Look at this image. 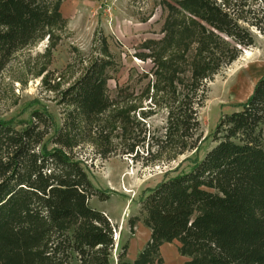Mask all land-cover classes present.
<instances>
[{
  "label": "trees",
  "instance_id": "trees-1",
  "mask_svg": "<svg viewBox=\"0 0 264 264\" xmlns=\"http://www.w3.org/2000/svg\"><path fill=\"white\" fill-rule=\"evenodd\" d=\"M178 5L196 11L199 49L187 91H171L167 131L186 140L185 151H196L185 160L189 171L142 197L153 233L134 264H160L161 245L175 239L184 254L207 255V264H264V76L245 103L223 115L215 145L202 158L198 146L207 83L238 58V48L255 46V36L211 0ZM54 23L43 0H0V76L16 52L45 38ZM103 69L95 63L66 92L75 109L59 129L44 111L21 125L0 120V264H113L117 228L89 205L98 190L68 150L69 131L78 132L82 123L91 127L111 108Z\"/></svg>",
  "mask_w": 264,
  "mask_h": 264
},
{
  "label": "rangeland",
  "instance_id": "rangeland-1",
  "mask_svg": "<svg viewBox=\"0 0 264 264\" xmlns=\"http://www.w3.org/2000/svg\"><path fill=\"white\" fill-rule=\"evenodd\" d=\"M43 1L55 23L45 38L16 52L2 71L0 120L21 125L35 111H44L59 129L75 109L67 104L66 92L95 63L103 65L111 108L91 127L82 123L78 132L69 131L68 150L98 190L89 205L109 216L118 230L111 263L127 264L129 240L140 225L149 226L142 197L165 178L189 171L185 160L196 151H185L186 140L167 131L175 105L171 91H187L197 61L196 11L180 7V0ZM211 1L253 33L255 46L238 48V58L207 83L199 114L200 158L215 145L212 137L223 115L245 103L264 76V0ZM223 42L233 48L227 38ZM198 90L201 97L202 86ZM174 241L189 262L198 258L207 264V255L192 258L183 253L180 239Z\"/></svg>",
  "mask_w": 264,
  "mask_h": 264
},
{
  "label": "crops",
  "instance_id": "crops-1",
  "mask_svg": "<svg viewBox=\"0 0 264 264\" xmlns=\"http://www.w3.org/2000/svg\"><path fill=\"white\" fill-rule=\"evenodd\" d=\"M152 233L153 231L149 226L143 227L140 225V228L136 229L135 235H133V238L127 244V264H134L136 262L150 242ZM180 248L181 244L175 243L174 240L164 242L159 249L161 264H187L189 258L181 254ZM155 264H159V262Z\"/></svg>",
  "mask_w": 264,
  "mask_h": 264
},
{
  "label": "built area",
  "instance_id": "built-area-1",
  "mask_svg": "<svg viewBox=\"0 0 264 264\" xmlns=\"http://www.w3.org/2000/svg\"><path fill=\"white\" fill-rule=\"evenodd\" d=\"M117 232H118V230H115V233H114L115 234V236H114L115 238L114 239H116Z\"/></svg>",
  "mask_w": 264,
  "mask_h": 264
},
{
  "label": "bare ground",
  "instance_id": "bare-ground-1",
  "mask_svg": "<svg viewBox=\"0 0 264 264\" xmlns=\"http://www.w3.org/2000/svg\"><path fill=\"white\" fill-rule=\"evenodd\" d=\"M247 55H250V53H247Z\"/></svg>",
  "mask_w": 264,
  "mask_h": 264
}]
</instances>
